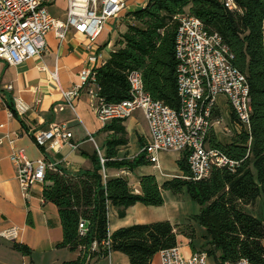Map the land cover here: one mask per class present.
I'll return each instance as SVG.
<instances>
[{
    "label": "trees",
    "instance_id": "1",
    "mask_svg": "<svg viewBox=\"0 0 264 264\" xmlns=\"http://www.w3.org/2000/svg\"><path fill=\"white\" fill-rule=\"evenodd\" d=\"M239 11L227 10L221 0H147L127 15L126 31L114 45L110 58L94 69L100 96L107 103L130 98L128 75L140 70L144 89L150 97L177 110V60L175 36L178 16L188 13L198 18L205 30L218 34L233 55L232 63L245 74L251 98V142L245 132L234 134L225 142L212 132L209 146L219 148L230 158L243 160L235 172L212 168L207 179L193 182L186 155L177 163L184 173L162 183L153 174L139 177V193H135L123 177L104 179L103 168L134 170L152 163L145 153L131 160H118V149L128 144L127 132L121 121L103 126L108 132L104 163L96 151L92 170L67 173L60 166L46 170L43 199L54 204L59 212L63 239L58 248H68L77 257L61 264H89L88 259L106 258L111 252L125 254L130 264H150L160 251L178 245L177 236L190 239L193 252L195 230L192 223L173 226L169 221L136 224L109 230V212L124 218L128 208L140 203L145 206L164 204L163 191L177 195L186 190L188 197L201 208L191 219L202 230L203 249L216 264L245 258L264 264V219L246 211L260 198L264 199V0H235ZM12 115L14 106L7 103ZM140 138L141 148L144 146ZM86 222L88 232L80 236L78 224ZM110 234L108 247L101 245ZM97 242L98 249L91 251ZM23 255L30 249L13 244Z\"/></svg>",
    "mask_w": 264,
    "mask_h": 264
},
{
    "label": "built area",
    "instance_id": "2",
    "mask_svg": "<svg viewBox=\"0 0 264 264\" xmlns=\"http://www.w3.org/2000/svg\"><path fill=\"white\" fill-rule=\"evenodd\" d=\"M63 18L54 17L49 9L51 0H0V59L11 66L41 56L47 49L46 36L52 32L63 41L68 32L74 31L86 37L90 49L102 33L108 20L117 18L128 7L130 0H65ZM229 11H239L235 0H221ZM179 25L175 36V56L177 60V96L179 108L168 107L153 100L144 89L140 70L128 75L130 98L118 103H107L100 96V86L94 70L82 68L78 73L79 83L70 91L62 92L71 104L72 99L84 91L91 111L103 126L113 120L124 121L141 110L145 116L149 136L141 152L145 153L153 167L161 172L159 155L162 152L181 153L187 158L189 175L187 181L207 179L212 168L235 172L241 160L230 158L219 148L209 146V136L217 134L216 128L225 124L224 109L219 100L229 108L230 125L222 128L225 133L249 135L251 142V98L247 78L233 63V55L222 38L208 33L203 23L196 17L184 13L178 16ZM100 54H93L89 60L96 62ZM55 78V73H52ZM11 90L12 86H5ZM15 106L24 112L26 106L15 98ZM39 101V100H38ZM65 125L52 123L49 129L35 134L36 144L43 148H53L59 142H68L72 136L64 130ZM72 148L74 145L70 144ZM100 156V155H99ZM10 160L16 168V179L24 197L30 188L43 183L46 170H56L44 158L31 161L22 151L12 150ZM103 165L104 159L100 156ZM103 176L106 174L103 168ZM80 236H85L88 227L85 221L78 224ZM19 228L10 226L0 232V237L15 242ZM107 240L101 243L108 247ZM181 245L159 252L161 264H208L210 258L205 250L192 252L185 257ZM98 249L97 242L91 244V251ZM90 259H88L89 262ZM223 264H256L242 258Z\"/></svg>",
    "mask_w": 264,
    "mask_h": 264
},
{
    "label": "crops",
    "instance_id": "3",
    "mask_svg": "<svg viewBox=\"0 0 264 264\" xmlns=\"http://www.w3.org/2000/svg\"><path fill=\"white\" fill-rule=\"evenodd\" d=\"M135 1L130 0L127 9L117 18L144 7L147 3V0H137L136 3ZM66 6L64 0L63 6H59L61 16L51 14L62 19ZM126 19H122V25L126 24ZM125 31L126 27L116 33L105 26L90 49L86 37L74 31L68 32L63 41L49 32L46 36L47 49L41 56L30 58L18 66L8 65L0 59V232L13 225L19 228L18 239L15 242L0 237V264H61L77 257L78 253L56 246L63 239V229L57 207L43 199V183L33 185L29 190V196L24 197L10 155L12 150L22 151L31 161L44 158L55 168L60 166L72 174L93 169L91 156L97 151L103 157L109 133L102 130L103 125L91 111L84 91L75 96L71 104L64 99L62 92L70 91L79 83L78 73L82 68L94 70L104 64L114 51L119 36ZM96 53L101 55V59L96 62L90 61L89 57ZM52 73H55V78ZM7 85H11L12 89L6 90ZM15 98H19L26 106L24 112L18 111ZM7 103L14 106L16 115L11 114ZM52 123L65 125L64 130L70 132L72 136L68 142H59L46 150L36 144L35 134L49 129ZM122 125L127 132L128 144L118 149L117 159L131 160L141 153L140 138L143 143L147 141L149 136L147 122L143 112L137 110L131 117L122 121ZM176 154L179 155L178 159L183 155ZM146 168L149 169L148 172H145ZM152 171H157V174ZM147 174H153L157 181L162 183L184 173L180 169L171 173H164L162 169L159 172L152 164L140 166L132 171L126 168L106 169L107 177L125 178L135 193H139V177ZM183 193L184 191L180 194L182 197L180 199L170 191L162 193L164 201L169 194L168 197L173 203V214L182 212L184 215L179 206L185 203ZM132 207L128 209L131 210ZM133 210L137 212L136 209ZM137 210L143 212L145 209ZM112 215L122 219L117 217L114 209H111L109 223ZM166 216L170 220L169 211ZM180 240L190 246L189 238L180 234L177 236V242ZM15 243L27 246L30 255L16 251L13 248ZM192 252L191 249L188 254ZM116 253L118 252H111L106 258L90 259L89 264H114ZM150 264H161L159 253L153 257Z\"/></svg>",
    "mask_w": 264,
    "mask_h": 264
},
{
    "label": "rangeland",
    "instance_id": "4",
    "mask_svg": "<svg viewBox=\"0 0 264 264\" xmlns=\"http://www.w3.org/2000/svg\"><path fill=\"white\" fill-rule=\"evenodd\" d=\"M63 3H64V0H57V1L51 0L49 9L54 16H61L62 11H60L59 9L61 6H63ZM127 14L128 13L124 14V16H122L121 18H112L108 20L105 26L111 28L113 32L118 33L119 30H123V28L126 27L125 23H123L122 25V22H121L122 19H125V18H127L128 20L130 19V17ZM127 19H126V22L128 21ZM224 106H225V101L223 99H220L219 107L224 109V113L226 117L231 118L232 115L229 111L230 109L228 107L224 108ZM228 118H226L225 124H224L227 127L230 126V125H227L229 123ZM223 126H218L216 128V131H217L218 139L225 142L231 138L232 134L225 133L222 128ZM178 156H179L178 154L171 153V152H165L160 155V166L164 173H171V172H175L176 170L180 169L176 162L178 160ZM148 170L149 169L146 168L145 172H148ZM168 195L166 196V200L164 201L163 205L145 206L143 204L137 203L133 205L134 208L132 207L131 210L128 209L126 216L122 219H117L115 216L112 215L111 222L109 223V230L114 231L115 229L120 228V227H130L136 224H149L152 222H160V221H170L172 224L180 223L182 225L192 223L193 228L195 230V236L193 237V242L196 247V251L202 250L203 241L200 237L202 230L191 219L193 215L199 213L201 206L197 202L192 201L188 197L186 190H184V193L182 196L185 197V200H184L185 203L179 204L184 215H182V212L179 214L178 213L173 214L172 213L173 203H172V200L168 197ZM179 195H176V196L179 199L182 198L181 195L180 196ZM133 209H136L135 211L137 212H134ZM137 209H145V210L141 212V210H137ZM168 211L171 214L170 220L166 216V213ZM246 211L254 216L259 217L260 219H264V199L260 198L254 205L248 206L246 208ZM178 244L182 246L181 254L185 257L189 256L190 254H188V251L191 250V247L188 244H185L183 240H180ZM114 264H128L127 256L120 252L116 253L114 256ZM208 264H216V262L214 259L209 258Z\"/></svg>",
    "mask_w": 264,
    "mask_h": 264
}]
</instances>
